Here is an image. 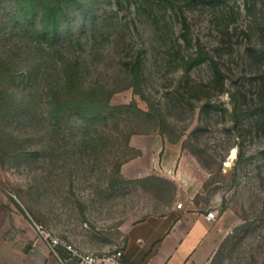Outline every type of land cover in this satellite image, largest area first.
<instances>
[{"label": "rangeland", "instance_id": "rangeland-1", "mask_svg": "<svg viewBox=\"0 0 264 264\" xmlns=\"http://www.w3.org/2000/svg\"><path fill=\"white\" fill-rule=\"evenodd\" d=\"M165 145L210 264H264V0H0V229L118 246L175 198Z\"/></svg>", "mask_w": 264, "mask_h": 264}, {"label": "crops", "instance_id": "crops-1", "mask_svg": "<svg viewBox=\"0 0 264 264\" xmlns=\"http://www.w3.org/2000/svg\"><path fill=\"white\" fill-rule=\"evenodd\" d=\"M161 156L158 168L177 187L174 200L159 214L117 227L121 233L118 246V242L111 245L104 239L82 241L81 236L66 232L68 242L77 251L97 256L121 251L120 264H210L216 245L214 220H208L207 211L192 201L198 192L197 181L192 174L184 173L188 164L179 148L165 145ZM177 203L182 204L181 208ZM5 210L6 222L0 229V264H85L74 257L55 256L49 242L39 235L43 231L37 224L22 221L11 210ZM92 237L96 238H87ZM110 246L118 248L109 250Z\"/></svg>", "mask_w": 264, "mask_h": 264}, {"label": "built area", "instance_id": "built-area-1", "mask_svg": "<svg viewBox=\"0 0 264 264\" xmlns=\"http://www.w3.org/2000/svg\"><path fill=\"white\" fill-rule=\"evenodd\" d=\"M177 208H181L182 204L177 203ZM208 220L215 219V213L213 211H207L205 214ZM43 239L49 242L51 246L52 253L59 257L58 251H63L67 254L68 257L76 258L80 263L85 264H120L119 260L122 256L121 251H115L113 253L105 254L102 256H97L94 254H85L77 251L70 243L66 240L58 238V237H51L48 234L40 232ZM60 249V250H59Z\"/></svg>", "mask_w": 264, "mask_h": 264}]
</instances>
